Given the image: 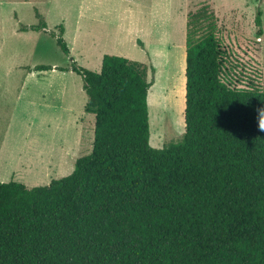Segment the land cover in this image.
<instances>
[{"label": "trees", "instance_id": "1", "mask_svg": "<svg viewBox=\"0 0 264 264\" xmlns=\"http://www.w3.org/2000/svg\"><path fill=\"white\" fill-rule=\"evenodd\" d=\"M255 24L260 35L259 9ZM185 27V130L163 147L149 144L146 63L104 54L99 71L72 57L56 67L81 77L92 148L46 185L0 181V264H264V91L223 79L206 4Z\"/></svg>", "mask_w": 264, "mask_h": 264}, {"label": "rangeland", "instance_id": "2", "mask_svg": "<svg viewBox=\"0 0 264 264\" xmlns=\"http://www.w3.org/2000/svg\"><path fill=\"white\" fill-rule=\"evenodd\" d=\"M203 4L227 53L223 79L264 91V0H0V181L46 185L90 152L94 114L84 110L81 77L56 68L69 66L71 57L93 71L104 54L146 63L153 81L149 144L178 142L185 130V24ZM40 18L46 31H19ZM59 25L68 55L50 34ZM38 64L54 68L41 74L33 70Z\"/></svg>", "mask_w": 264, "mask_h": 264}, {"label": "clouds", "instance_id": "3", "mask_svg": "<svg viewBox=\"0 0 264 264\" xmlns=\"http://www.w3.org/2000/svg\"><path fill=\"white\" fill-rule=\"evenodd\" d=\"M258 113V129L264 132V108L257 109Z\"/></svg>", "mask_w": 264, "mask_h": 264}, {"label": "crops", "instance_id": "4", "mask_svg": "<svg viewBox=\"0 0 264 264\" xmlns=\"http://www.w3.org/2000/svg\"><path fill=\"white\" fill-rule=\"evenodd\" d=\"M20 32H23V33H25L26 35H32L33 36V34L35 33H38L39 31H35V30H29V29H27V30H19ZM64 31H65V29H64ZM102 60V59H101ZM30 70H28V71H31L32 69L31 68H29ZM37 72H41V74H42V71H46V70H36ZM26 80V79H25Z\"/></svg>", "mask_w": 264, "mask_h": 264}, {"label": "bare ground", "instance_id": "5", "mask_svg": "<svg viewBox=\"0 0 264 264\" xmlns=\"http://www.w3.org/2000/svg\"><path fill=\"white\" fill-rule=\"evenodd\" d=\"M152 89V88H151ZM150 96V95H149ZM153 96V95H152ZM154 97V96H153ZM153 111V110H152Z\"/></svg>", "mask_w": 264, "mask_h": 264}]
</instances>
